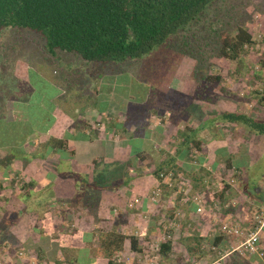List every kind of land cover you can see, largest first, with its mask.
<instances>
[{"label": "crops", "instance_id": "0c3cea01", "mask_svg": "<svg viewBox=\"0 0 264 264\" xmlns=\"http://www.w3.org/2000/svg\"><path fill=\"white\" fill-rule=\"evenodd\" d=\"M217 103L219 104V101ZM252 104L251 102L240 105L232 99L223 106L219 104V106L211 105V109L204 108L201 115H194L196 120L191 119L189 122L190 126L195 129L193 132L196 138L204 141L197 155L201 160V167H199L201 173L205 170V175L209 176L199 180L187 178L185 181L189 192H202L206 197V204L200 205L201 212L196 210L198 205L192 204L182 196L180 190L173 187V183H169L167 179L160 183L153 174L149 173L151 168L144 167L147 155H152L151 152L159 153L161 148L158 144L161 145L162 142L174 138L183 129L185 122H188V119L182 120L180 117L171 115L174 109L170 104L167 105V109L151 105L146 117H140L129 123L124 117H119L116 122L110 117H116L117 112L96 109L100 106L96 102L90 109L82 102L81 106L73 105L72 114L75 115L60 112L61 116L58 114L53 121V128L43 136L46 138H63L65 134L71 136L67 145L69 151L72 150L73 153L69 161H65V166H69L67 171L90 175L91 171L93 173L101 169V166L94 165L95 161L98 164L101 162L104 166H109V170H112V163L113 165L124 164L122 173L118 174L120 177L116 181H106L104 185H101L99 198L92 203L94 204L93 209L74 205L71 208L67 207L68 220L75 219L77 215L82 214L88 220L99 219L105 222L104 231L112 229L126 234L128 238L124 249L109 257L106 256L100 250L101 231L85 227L82 232H78L87 235V241L81 248L78 247L76 250L72 243L64 245V242H57L53 253L44 254V247L47 246L38 241L41 236L44 238V235L39 233L42 225L41 228L31 226L30 219L22 214L26 212L20 213L14 221H12V212L7 213L6 216H0V222L5 220L4 224H6L5 227H0V244L7 247V251L18 249L15 248L16 245H32L35 233L38 237L35 238L34 247L38 248L41 257H47L46 259L50 261L43 264H147L150 260L154 262L153 264H217L216 262L219 264H264V256H261V252H264V233L258 244V251L236 250L253 228L250 209L242 202L243 195L247 193L244 188L238 189L241 184L237 179L243 176L241 174L245 170L243 156L233 159L232 170H236L239 174L238 178H230L227 181L231 185L229 188H233H228L227 193L221 199L215 196L223 184L218 180L220 178L216 158L236 155V150L240 148L236 147L239 145L235 139L238 135L236 131L241 127L248 130L247 127L237 125V123L221 120L220 114L223 111H240L261 119L260 114L249 112L248 107ZM121 108L123 105H119V109ZM104 116L107 117L105 121L102 120ZM252 135L253 139H257L256 135ZM80 136L84 139L79 140ZM129 140H132V146ZM221 144L224 147L220 146ZM168 147H166V152L173 153V150H170L171 147L170 149ZM214 147H218L217 151L209 157L210 150L212 153ZM137 153L144 158H136ZM57 156L56 154L54 159H58L59 156ZM36 161L37 159L27 163L23 160L17 161L15 169L20 164L23 174L29 176L30 179L35 178L37 182L41 179L43 186L56 183L57 187H64L62 176L60 178L57 171L54 172L51 167L47 168L37 164ZM42 169L44 173H41ZM128 177L130 179L123 182ZM65 182H67L68 189L67 194L62 196L63 203L69 206V204L89 200L88 196L80 194L72 179H67ZM155 188L160 189V195L158 201L152 202L149 194ZM257 202L260 207L264 206L262 199ZM220 204L223 206L221 207ZM52 221L55 222V219L53 218ZM230 221L238 222L240 234H222L220 225ZM26 224L30 225V230H26ZM165 231L168 232L166 239L163 236ZM63 233L66 235L65 230ZM73 235L75 239L78 234ZM51 242L53 246L56 242L54 237L51 238ZM162 243H167V245L161 254L159 249L156 251V248H159ZM18 257L17 255L16 262L21 264L20 257L19 259Z\"/></svg>", "mask_w": 264, "mask_h": 264}, {"label": "rangeland", "instance_id": "374dc122", "mask_svg": "<svg viewBox=\"0 0 264 264\" xmlns=\"http://www.w3.org/2000/svg\"><path fill=\"white\" fill-rule=\"evenodd\" d=\"M237 23L248 27L254 39H260L254 50L245 51L241 55L242 60L238 63L240 65L238 72L234 69L232 63L234 61L224 59L219 55L220 40L217 36L220 30H232ZM263 36L264 0H215L199 25L193 26L187 32L177 34L167 45L156 47L140 58L105 63L91 62V65L79 58V61L84 63L85 71L82 70L83 76L76 83L77 96L75 98L77 99L74 98L73 101L72 91H69V88L66 89L65 86L67 72L63 70L64 68L58 61L54 62L52 56L43 54L40 49L41 40L36 44L33 40L37 39V36L31 34L27 37L24 45L19 46L16 51H6L8 63L3 75L0 76V84L18 90L20 99L26 101L27 106L23 112L17 108H12L9 113L5 112L10 118L4 120L3 126L0 125V158L7 150L4 143L9 141L11 133L14 132L13 127L9 126V121L15 116L20 114L22 120L18 128L19 134L33 137L34 145L37 146L39 142L46 140L43 135L48 134L53 128V119H56L60 112L75 115L72 114L73 105L81 106V102L86 104L89 109L94 107L96 102L97 105H100L96 109L117 112V118H110H114L113 120L117 122L119 117H124L125 121L128 120L127 123L140 117H146L151 105L167 109L168 104L174 109L171 115L180 117L182 120L188 119V122H191V119L196 120L194 115L199 116L203 113L204 108L211 109V105L219 106V104L223 106L232 99L240 105L252 102L253 104L248 107L249 112L260 114V117L264 118V108L262 111L260 108L257 111L254 110L256 101L253 98L257 97L256 90L264 80V73L259 72V76H257L255 74L257 69L253 68L256 67V62L264 58ZM7 43L11 44L12 40L2 37L0 48L4 54ZM4 54L1 58L4 57ZM253 58L255 61L252 60ZM67 61L68 58L63 56L62 62L67 63ZM208 74L219 76L217 84L206 79ZM58 86L62 87V91ZM119 105H123V108L119 109ZM105 119L107 117H102L103 121ZM15 129L17 130V128ZM32 130L34 132L31 133ZM236 132L238 135L235 136V139L239 144L236 147H240L239 150H236V155L228 156L230 158H216L218 177L220 178L218 180L224 181L232 178L233 159L243 156L245 170L241 174L243 176H240L247 194H244L242 198L248 200L252 207L260 206L257 200L262 199L264 202V184L258 182L261 179L264 181V135L253 139V133L242 127ZM158 146L162 151L151 152L152 155L148 156L144 167L155 166L163 152L166 151V147L169 146L170 150H174L175 143L174 141L168 143L165 141ZM217 148L212 149V154L217 151ZM197 154L198 152H194L192 160L198 157ZM50 158L57 161L53 155ZM178 161L183 162V160ZM24 163L27 162L24 161ZM192 163L194 164L193 161H189V164ZM192 170L194 172L190 173L189 168L186 167L184 170H178V173L180 172L186 179L192 178L193 180L209 177L205 175V170L202 173L199 168ZM15 171L19 175L12 173L6 181L0 174V216H6L12 211L26 212L22 213L23 216L30 219L31 226L38 228L41 215L47 208L44 205H37L34 208L36 204H32V202H30L31 207L30 205L24 207L20 204V200L16 197L19 191L18 187L29 181L30 178L22 173L20 164L17 165ZM233 179H235L234 176ZM38 181L35 182L34 187L42 189L44 183L41 179ZM62 183L64 187H59V190L60 194L64 196L67 194L68 185H66L67 182ZM236 191L239 192L237 189ZM252 197L255 203L252 202ZM55 207L60 211L55 219L57 223L53 227L50 225L41 226L42 229L39 231L44 235V238L41 235V238H38L39 243L48 247H44V254L53 253L57 242H64V245L72 243L77 250L87 241V237L86 233H80L74 239V233L85 227L94 228L95 231H98L101 226L106 228L105 222L103 223L99 219L88 220L82 214L76 219L68 220L65 203H55ZM32 210L35 211L32 212ZM20 213L15 214L17 216L12 221ZM64 217L66 218L64 219ZM30 225L26 224V230L31 229ZM0 227H2L1 224ZM64 230L66 235L63 233ZM37 237L38 235L34 233L33 246L30 244L16 245L15 248L18 249L11 251H7V247L0 244V264H18L16 262L17 255L20 257L21 264L50 262L46 259L47 257H41L38 248L34 247ZM52 237L56 240L53 246Z\"/></svg>", "mask_w": 264, "mask_h": 264}, {"label": "trees", "instance_id": "16d2710c", "mask_svg": "<svg viewBox=\"0 0 264 264\" xmlns=\"http://www.w3.org/2000/svg\"><path fill=\"white\" fill-rule=\"evenodd\" d=\"M214 1L215 0H0V44L2 37L12 40L11 44H6L5 54L0 48V58L4 54V57L0 60V76L3 75L8 63L6 51H16L19 46L24 45L28 36H31V34L36 35L37 39L33 41L37 44L39 40H41L40 49L43 54L52 56L54 62L58 61L64 68L63 70L67 72L65 86L66 89L69 88V91H72L74 101V98L77 96L76 83L83 76L82 70L85 71L84 63L80 62L79 58L89 65H91V62L105 63L140 58L156 47L167 45L172 37L177 34L187 32L191 30L193 26L199 25ZM217 36L220 40L218 45L219 55L224 59L234 61L232 63L237 72L240 66L238 63L242 60L241 55L245 51L249 52L251 49L254 50L260 40L254 39L250 29L239 23H237L232 30H220ZM63 56L68 58L67 63L62 62ZM261 59L256 62V67H253L257 69L255 72L257 76H259V72L264 73V58ZM49 60H51V58H49ZM252 60L255 61V58ZM250 65L251 62L249 63V66ZM206 79L217 84L216 82L219 81V76L208 74V78L206 77ZM262 81L260 87L256 90L258 98L256 96L253 97L256 101L255 111H257L258 108L262 111L264 108V80ZM59 88L62 91V87ZM18 93L19 91L15 88L4 87L3 84H0L1 126L4 125V120L10 118L5 113L6 111L9 113L12 108H17L20 112H23L25 106H27V102L21 100ZM31 96H33L32 93ZM220 116L223 121L233 122L237 123V125L247 127L249 131L256 136L264 135V118L262 117L261 119H256L240 111H223ZM21 123L20 114L9 121V126L13 127L14 132L11 131L13 133H11L9 141L4 143V145L7 146V150L0 158V174L5 181L9 179L12 173H15V175L18 174V172L15 171L17 161L23 160L30 162L37 159V164L39 163L47 168L51 167L54 172L57 171L59 174L58 176L60 178L62 176V182H65L67 179H72L79 192H82L81 195L89 197V200L86 202L73 203L69 204V206L66 204L67 207L71 208L74 205L75 207L82 206L87 209H93L94 204L92 203L98 200L100 188L102 187L101 185H104L106 181L114 182L120 177L118 174L122 173L124 164L119 163L115 165L112 163V170H109V166H104L101 162L98 164V162L95 161L93 162L94 165L101 166V169H97L93 171V173L91 171L92 174L89 173L90 175L84 173L80 174L77 171H67L69 166H65V161H69L70 155L73 153L72 150L69 151L67 145L71 136L65 134L63 138L48 137L45 138V141L39 142L37 146H35L33 137L19 134L18 128ZM15 128H17V130ZM225 128H227V126ZM193 131H195V129L190 126L189 122H185L183 129H181L174 138L167 140V143L169 141H174L175 143L173 153L170 154L164 151V156L158 160L155 164V168L151 167L149 173L153 174L160 183L165 179H167L169 183H173V187L180 190L182 196L186 197L187 200L196 206L199 204L193 201V197H199L201 199L200 205L204 206L206 204V197H204V194L202 192H189L185 186L186 178L180 172L178 173V170H184L186 167L189 168L190 173L194 172L192 170L193 168L198 169L201 167V160L198 157L192 160L193 158L191 157L194 156V152H199L201 150L204 141L197 139ZM32 132H34V130H32L31 133ZM83 139V136L79 137V140ZM129 142L132 146V140H129ZM220 146L224 147L223 144ZM159 151H162V149H159ZM56 154L59 157L57 156V161H53L50 157ZM148 156L149 155H147V157ZM212 156L213 154L210 150L209 157ZM135 157H140V159L144 158V156L139 153H137ZM221 158L230 157L224 156ZM178 160H183V162L181 163ZM189 161H193L196 165L193 163L189 164ZM228 161L230 162V159ZM44 172V169H42L41 173ZM232 172L235 178L239 177L236 170H232ZM129 179L130 177L125 178L123 182ZM237 180H239L241 184L238 189L244 188L242 178L240 177ZM220 181L223 183V187L221 186L219 193L215 194L218 199L223 198L229 186H231L227 182L228 180ZM35 182V178L32 179L31 177L29 181L23 183L18 187L19 191L16 197L24 207L29 205L31 207L30 202L36 204L34 208H36L37 205H44L47 209L41 215L42 221L40 220V226L42 225V227H45L54 225L57 222L52 221V219H57L58 213L55 203H63V195L60 194V190L58 189L59 186L57 187L55 185L56 183L43 186L42 189L41 187L36 189V187H34L36 185ZM61 185L62 184H60V186ZM153 190L157 191V195L152 202H156L160 195V189L155 188ZM151 192L149 196L152 195L153 192ZM252 199V202L255 203L254 198ZM242 202L252 210L250 211L252 216L260 208L259 205L252 207L248 200L242 199ZM220 206L222 207L223 204H220ZM36 210L38 211V209ZM33 211L35 210H32V212ZM12 213L13 215L11 216L13 219L17 216L15 214H19L20 211H12ZM250 219L254 220L253 217ZM4 222L5 220L0 222L2 227L6 225ZM230 223L239 225L238 222L234 221H230ZM99 230L101 231L100 245L103 247L101 248L100 246V250L103 254L109 257L124 249L125 241L128 238L126 234L112 229L106 232L104 231V227ZM80 231L82 230H78L76 233L80 235V233H78ZM167 234V231L163 234L165 239ZM166 245L167 243H162L159 248H156V251L160 250L162 254ZM256 251H258V247ZM262 253L263 252H261V256H264ZM153 263L154 262H152V264Z\"/></svg>", "mask_w": 264, "mask_h": 264}, {"label": "built area", "instance_id": "2783aa9c", "mask_svg": "<svg viewBox=\"0 0 264 264\" xmlns=\"http://www.w3.org/2000/svg\"><path fill=\"white\" fill-rule=\"evenodd\" d=\"M157 195V191H153L151 195V200H155V196ZM193 201L198 205L197 211H201L200 203L201 199L199 197H193ZM137 202V200H135ZM253 217V228L251 231L248 232L247 238L244 242L236 248V250H248L250 252H255L257 250L258 244L262 238V234L264 233V206L260 207L257 212L252 216ZM221 232L223 234L228 235H238L240 234V227L237 224H232L230 222L223 223L221 225ZM264 255V252L262 253ZM219 264L218 262H216ZM147 264H152V260L148 261Z\"/></svg>", "mask_w": 264, "mask_h": 264}, {"label": "flooded vegetation", "instance_id": "af4514ba", "mask_svg": "<svg viewBox=\"0 0 264 264\" xmlns=\"http://www.w3.org/2000/svg\"><path fill=\"white\" fill-rule=\"evenodd\" d=\"M259 182V184H264V181L261 179V181H258ZM255 189H257V190H259L258 188H255Z\"/></svg>", "mask_w": 264, "mask_h": 264}]
</instances>
